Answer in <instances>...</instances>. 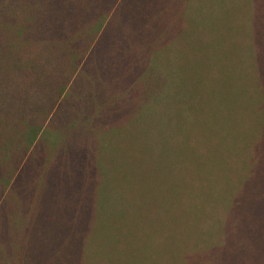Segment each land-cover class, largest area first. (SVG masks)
Here are the masks:
<instances>
[{
	"label": "trees",
	"instance_id": "trees-1",
	"mask_svg": "<svg viewBox=\"0 0 264 264\" xmlns=\"http://www.w3.org/2000/svg\"><path fill=\"white\" fill-rule=\"evenodd\" d=\"M25 1L45 33L42 54L62 50L84 90L61 84L60 101L48 105L28 95L41 96L35 84L12 99L0 86V264L19 263L54 199L69 195L80 231L91 224L82 205L105 211L110 195L120 227L125 208L143 206L159 225L147 236L157 249L149 256L166 251L159 264H264V0ZM12 29L11 52L30 28ZM132 59L143 64L136 74ZM112 61L125 85L132 79L117 94ZM87 128L90 166L78 142ZM163 188L183 199L149 205L151 189ZM97 217L91 225L101 230L107 221ZM129 230L111 241L131 247L138 238ZM50 243L51 264H73L65 242L63 254L56 237Z\"/></svg>",
	"mask_w": 264,
	"mask_h": 264
},
{
	"label": "rangeland",
	"instance_id": "rangeland-1",
	"mask_svg": "<svg viewBox=\"0 0 264 264\" xmlns=\"http://www.w3.org/2000/svg\"><path fill=\"white\" fill-rule=\"evenodd\" d=\"M34 12V8H30L28 4H26L25 0H0V86L4 89H8L9 87L11 90L12 99L17 96L18 93L30 91L29 86L35 84V90L38 93H41V96L37 95L36 98L33 95H28L35 101L42 100V102H47L49 105L50 102L60 101L61 95L65 90L60 94H58V91L63 84H68L65 85L66 88L68 86L74 85L75 90L79 91H83L84 88L80 87L77 83L79 80L77 77L79 75L78 70L74 72L75 74L73 73L70 75L71 69L67 64L66 56L62 50H59L56 47L50 52V54H42L46 53L45 49L47 47V42H45V39H43L45 37V33L42 31L39 32L38 28H34L37 26V22H33L31 19ZM176 19L178 20V17H176ZM25 25L30 28L27 29L25 34V38H27L28 42L24 43V45H19L15 49H12L11 52V34L13 32L12 26H15L16 28L22 26L24 28ZM34 32L37 36L39 35L40 39L38 40L41 41L42 43H40L45 46H41L38 42H34L37 41L36 38H34ZM29 43L31 44L29 45ZM30 50H33L34 53H31ZM189 56L190 53L188 54L187 64H189ZM19 58L23 59L18 60ZM24 58L30 59L29 64H27ZM119 58L121 59L120 62L122 64L124 62L123 56H120ZM111 64L113 71L117 75V71L115 70L117 65L113 61ZM128 64L131 68L129 73L133 72L136 74L137 70H141L143 67V64L139 60L135 61V59H132ZM118 75L116 76L117 79L114 78L116 85L112 87L114 94L122 91L124 87H128L130 85V81L132 80L129 79L125 85L124 82L126 78L118 77ZM54 117L56 116L53 114L48 120L52 121V118ZM99 122H102V120H99ZM96 124L98 125V122ZM80 135L82 138L79 137V145L88 151L85 153V151L82 150L87 156H83L82 159L85 161V159L88 158L86 164L90 166L92 165V160L95 154V136L92 130L89 128L80 132ZM124 144L125 143H123V146ZM131 153L127 154L125 152L122 157L116 158V161L122 162V165L123 162L124 164L125 162L127 163L129 158H126L125 156H128ZM132 154V162L138 161L141 157V153L139 151L133 152ZM123 167L124 168L120 174L123 175L121 178L122 185L126 188L127 185L124 169L127 166ZM146 168L147 165H143L141 174ZM151 190L152 191L148 193V196L150 197L148 200L149 205H156L157 201L161 200L163 197L166 198L168 204H173L174 202L183 199L181 195H176L175 197L166 196L168 195L166 188H163L162 190ZM7 191L9 190H6V192ZM6 192L3 193L2 198L5 196ZM104 202L106 208L105 211L102 210L101 207L99 209L98 204H95V202H90L86 208L84 205H82V209L85 214L82 219H86L92 224L96 220L97 212H99L97 218L107 221L105 223V227L101 228V226H99L101 230H96V226L90 224L80 231L74 227V222L77 219L75 218L76 201L74 195H69L68 198H65L64 200L61 198L60 202H57V199L55 198L53 201L54 206L52 205L53 214L51 213L49 215L47 221H43V223L41 222L42 225L38 230H33L34 235H39L37 242V245L39 246L32 245V248L25 250L24 256H21V259L17 264H51V257L47 247L51 240L55 237L57 238L55 247H57L58 250H62L60 254L65 252L62 249L64 242L65 246L69 248L68 238L71 237L70 248L67 251L69 254L67 255L72 258L73 264H159V262H162L165 258L164 255L166 251H161L162 254L160 255L154 253L152 256H149V250L156 248L155 245L148 244L147 236L151 235L152 231L157 230L159 226L157 221L154 219V216L151 213L146 215L143 206L140 207L136 204L135 207H131V212L128 210V208L124 209L126 211L124 219H128V225L126 227H120L114 218H112L111 221V215L109 212L112 198L110 195L107 196ZM181 209L182 207L180 206H170V210L173 214H177ZM61 210H63L64 214L60 217L59 212ZM129 226L130 234H136L138 238V241H135L131 247L126 246L121 242L118 244L117 241H111V235L120 237L121 233H128ZM172 226L174 227V225ZM165 229L167 230L168 228L165 227ZM96 233H99V235L102 237L105 236L104 240H98L96 242L97 253L94 250H90V247L93 244L96 246V243L93 241V237H95ZM35 239L37 238L34 237L31 242L34 243ZM34 247H36L35 251H33ZM64 255L66 256V254ZM30 260L31 262H29Z\"/></svg>",
	"mask_w": 264,
	"mask_h": 264
}]
</instances>
